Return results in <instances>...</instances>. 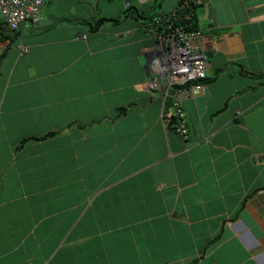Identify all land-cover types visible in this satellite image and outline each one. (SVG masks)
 I'll return each mask as SVG.
<instances>
[{"label":"crops","instance_id":"crops-1","mask_svg":"<svg viewBox=\"0 0 264 264\" xmlns=\"http://www.w3.org/2000/svg\"><path fill=\"white\" fill-rule=\"evenodd\" d=\"M181 1L0 17V264H264V0H184L208 62L186 139L146 86L156 34L124 17Z\"/></svg>","mask_w":264,"mask_h":264},{"label":"built area","instance_id":"built-area-1","mask_svg":"<svg viewBox=\"0 0 264 264\" xmlns=\"http://www.w3.org/2000/svg\"><path fill=\"white\" fill-rule=\"evenodd\" d=\"M46 0H0V17L6 27L12 31L18 29L21 23L38 24L40 8ZM170 16H159L153 19V26L158 34V44L152 52V61L160 66L147 79V89L159 92L164 98L171 97L172 116L175 122L171 125V114L163 115L165 126L171 127L183 138L186 137V123L180 96L182 87L189 86L191 95L203 94L205 86V71L208 65L207 57L202 46L199 31H186L184 26L173 27L169 23ZM22 53L25 49L22 48ZM163 98V99H164ZM34 264V263H29Z\"/></svg>","mask_w":264,"mask_h":264},{"label":"trees","instance_id":"trees-1","mask_svg":"<svg viewBox=\"0 0 264 264\" xmlns=\"http://www.w3.org/2000/svg\"><path fill=\"white\" fill-rule=\"evenodd\" d=\"M183 3V1H181L178 5H177V7L175 8L176 10L173 12L174 14H173V16H170V20H169V23H171L172 24V26L173 27H176V26H181V25H183L184 26V28H185V30L186 31H197L198 30V27H197V23H196V18H195V16H194V12H193V9H194V7L191 5V4H189V6L188 7H182V4ZM183 12H186V13H188V19H186L185 18V16H183L182 15V13ZM168 15V14H167ZM170 15V14H169ZM168 15V16H169ZM128 16H132V17H134V18H136V19H140V20H146L147 21V23H150L151 22V20H152V18L153 17H155V15H152V16H149V17H141V15L140 14H138V12L137 11H133V12H131V10L129 9V8H127V10H125V14H124V17H128ZM2 19V18H1ZM104 22V20H100L99 22H97V23H95L94 24V28H97L98 26H100L102 23ZM115 22H118V20H115ZM5 24V23H4ZM39 24V23H38ZM22 25H37V24H33V23H21L20 25H19V27L20 26H22ZM6 26V25H5ZM19 27H18V29H19ZM154 28V27H153ZM17 29V30H18ZM10 30V29H9ZM17 30H15V31H13V32H16ZM12 31V30H11ZM185 86H187V85H185ZM184 87V86H183ZM182 87V88H183ZM166 106H167V104H166ZM170 106V105H169ZM170 120H171V122L169 123L170 125L173 123V122H175V118H174V116H171V118H170ZM167 128H169L170 130H173L171 127H168V126H166ZM174 131V130H173ZM176 133V132H175ZM178 134V133H177ZM180 135V134H179ZM181 136V135H180ZM182 137V136H181ZM183 138V137H182ZM183 139H186V137L185 138H183Z\"/></svg>","mask_w":264,"mask_h":264},{"label":"clouds","instance_id":"clouds-1","mask_svg":"<svg viewBox=\"0 0 264 264\" xmlns=\"http://www.w3.org/2000/svg\"><path fill=\"white\" fill-rule=\"evenodd\" d=\"M125 1H126V0H125ZM182 1H183V3H182V4H183L182 7H185V6L188 7V6H189V4H190L189 1H187V2H186V1L184 2V0H182ZM40 9H41V8H40ZM175 10H176V9H174V10L171 11L170 13H163V14H160V15H155V17H159V16H168L169 14H170L169 16H173V14H174L173 12H174ZM167 14H168V15H167ZM182 15L185 16L186 19H188V13L183 12ZM155 17H153L152 20H151V22H150V23H147V25H149V26L151 27V29L154 31V33L156 32V34H158L157 31H156V29H155V26H153V22H152L153 19H154ZM40 18H41V16H40ZM40 20H41V19H40ZM153 27H154V28H153ZM197 31H199V30H197ZM199 32H200V31H199ZM83 37H84V36H83ZM149 74H150V72H149ZM149 74H148V77H149ZM205 78H206V76H205ZM204 80H205V79H204ZM204 80H203V81H204ZM203 81H202V82H203ZM187 86H188V85H187ZM155 92H156V91H155ZM166 99H167V98H164V99L162 98L163 103L165 102ZM171 104H172V102H171ZM169 109H170V110L168 111L169 113H168V112H167V113L164 112V113H165V115L171 114L170 116H172V114H173L172 108L169 107ZM164 113H163V111H162V114H161L162 117H163ZM165 115H164V116H165Z\"/></svg>","mask_w":264,"mask_h":264},{"label":"water","instance_id":"water-1","mask_svg":"<svg viewBox=\"0 0 264 264\" xmlns=\"http://www.w3.org/2000/svg\"><path fill=\"white\" fill-rule=\"evenodd\" d=\"M144 66H145V68H147V69H148V65H147V63H146Z\"/></svg>","mask_w":264,"mask_h":264}]
</instances>
